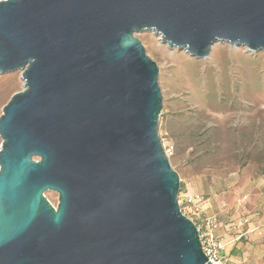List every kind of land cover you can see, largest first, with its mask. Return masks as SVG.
Returning <instances> with one entry per match:
<instances>
[{"label": "water", "instance_id": "1", "mask_svg": "<svg viewBox=\"0 0 264 264\" xmlns=\"http://www.w3.org/2000/svg\"><path fill=\"white\" fill-rule=\"evenodd\" d=\"M144 30L195 58L264 50V0H0V73L23 80L0 114V264H212L158 136Z\"/></svg>", "mask_w": 264, "mask_h": 264}, {"label": "rangeland", "instance_id": "2", "mask_svg": "<svg viewBox=\"0 0 264 264\" xmlns=\"http://www.w3.org/2000/svg\"><path fill=\"white\" fill-rule=\"evenodd\" d=\"M134 35L158 67L157 131L179 178L264 169V50L217 42L208 56L195 58L153 31ZM22 89L21 70L0 73V114ZM44 194L56 206L57 193Z\"/></svg>", "mask_w": 264, "mask_h": 264}, {"label": "crops", "instance_id": "3", "mask_svg": "<svg viewBox=\"0 0 264 264\" xmlns=\"http://www.w3.org/2000/svg\"><path fill=\"white\" fill-rule=\"evenodd\" d=\"M180 180V192L201 195L203 213L218 219L215 234L223 244L221 254L233 264H264V169L217 178L198 173ZM241 218L247 222L232 229Z\"/></svg>", "mask_w": 264, "mask_h": 264}, {"label": "built area", "instance_id": "4", "mask_svg": "<svg viewBox=\"0 0 264 264\" xmlns=\"http://www.w3.org/2000/svg\"><path fill=\"white\" fill-rule=\"evenodd\" d=\"M166 154L170 149H165ZM181 212L192 220L198 232V238L201 243V249L207 256L208 261L212 264H233L229 257L221 254L223 244L216 236L215 231L220 223L213 215L203 213V198L199 194H182L180 191L177 195ZM247 219H238L231 225L232 229L239 228Z\"/></svg>", "mask_w": 264, "mask_h": 264}, {"label": "trees", "instance_id": "5", "mask_svg": "<svg viewBox=\"0 0 264 264\" xmlns=\"http://www.w3.org/2000/svg\"><path fill=\"white\" fill-rule=\"evenodd\" d=\"M180 189H181V183H180Z\"/></svg>", "mask_w": 264, "mask_h": 264}]
</instances>
